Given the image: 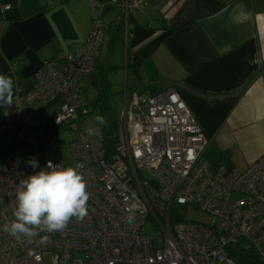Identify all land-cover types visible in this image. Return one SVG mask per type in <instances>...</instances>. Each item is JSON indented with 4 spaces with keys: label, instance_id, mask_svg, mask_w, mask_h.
Listing matches in <instances>:
<instances>
[{
    "label": "built area",
    "instance_id": "built-area-1",
    "mask_svg": "<svg viewBox=\"0 0 264 264\" xmlns=\"http://www.w3.org/2000/svg\"><path fill=\"white\" fill-rule=\"evenodd\" d=\"M86 1V38L62 61L44 60L32 87L18 88L11 106H0L1 129L14 132L22 148L15 155L0 154V264H236L228 247L239 236L264 258V153L244 169L213 170L204 157L208 139L174 86L124 95L111 133L103 126L98 135L78 130L71 139L72 162L90 193L84 220L73 217L63 231L40 233L31 243L4 230L15 219L19 181L48 162L63 168L50 159L35 169L27 163L38 143L33 135L38 113L53 106L46 127L58 130L92 110L80 83L96 71L105 10L117 8L127 30L129 16L145 3ZM9 6L0 2L2 10ZM233 192L240 197L231 199ZM173 203L200 209L209 219L173 221ZM128 215H134L133 225L126 223ZM146 223L156 231L155 244Z\"/></svg>",
    "mask_w": 264,
    "mask_h": 264
},
{
    "label": "crops",
    "instance_id": "crops-1",
    "mask_svg": "<svg viewBox=\"0 0 264 264\" xmlns=\"http://www.w3.org/2000/svg\"><path fill=\"white\" fill-rule=\"evenodd\" d=\"M0 2L10 5L0 8V73L14 79V96L32 87L44 60L62 61L86 38L89 4ZM103 19L97 70L86 77L94 86L102 73L122 103L134 90L174 86L208 139L209 164L244 169L264 153V0H145L127 30L117 8ZM3 123L0 107V152L9 153L18 145Z\"/></svg>",
    "mask_w": 264,
    "mask_h": 264
},
{
    "label": "clouds",
    "instance_id": "clouds-1",
    "mask_svg": "<svg viewBox=\"0 0 264 264\" xmlns=\"http://www.w3.org/2000/svg\"><path fill=\"white\" fill-rule=\"evenodd\" d=\"M14 94V79L0 73V106H11ZM95 124L106 125L102 115L94 117ZM87 134L98 135V127H88ZM27 163L33 168L39 167L38 160L31 158ZM77 166L59 168L48 162L43 170L21 179L16 188L15 219L4 225L9 235L21 239L32 238L40 233H53L67 228L75 217L82 221L88 215L90 193L84 175ZM46 169H50L46 170ZM133 208L136 204L132 205ZM134 215L126 217V223L133 225ZM43 242V241H41Z\"/></svg>",
    "mask_w": 264,
    "mask_h": 264
},
{
    "label": "rangeland",
    "instance_id": "rangeland-1",
    "mask_svg": "<svg viewBox=\"0 0 264 264\" xmlns=\"http://www.w3.org/2000/svg\"><path fill=\"white\" fill-rule=\"evenodd\" d=\"M116 14V10L109 11V14L104 18L111 17ZM103 19V20H104ZM81 89L84 92L86 100H94L97 95V87L88 79L84 78L80 83ZM104 89V87H100ZM104 96H100V100L95 107L87 114L83 115L77 123H73L69 127H61L56 133L46 134V126L53 112V106L44 107L37 115V126L33 131L34 137L38 138L37 147L33 149V158L38 160V163L50 159L60 163L63 168L69 166H75L72 162L70 155V141L75 136L78 130L85 131L88 127H98L99 129L104 126V131L111 130V121L116 118L118 110L122 106V99L120 94L111 92V90L105 89ZM128 104V100H127ZM102 115L107 120L106 125L95 124L94 117ZM14 137V132L11 133ZM15 140V139H14ZM13 143L19 145L18 141ZM22 152L21 147L12 148L9 153L15 155ZM213 169L218 168L220 165L216 161L210 162ZM146 175V174H144ZM240 194L233 192L231 199H237ZM170 215L173 221H195L205 222L209 219L200 209H195L190 205H177L175 203L170 206ZM146 230L151 234L154 244L156 243L157 235L155 229L150 223H146ZM229 252L232 253L236 264H264V258H262L253 245V243L243 237L239 236L235 242H232L228 247Z\"/></svg>",
    "mask_w": 264,
    "mask_h": 264
},
{
    "label": "trees",
    "instance_id": "trees-1",
    "mask_svg": "<svg viewBox=\"0 0 264 264\" xmlns=\"http://www.w3.org/2000/svg\"><path fill=\"white\" fill-rule=\"evenodd\" d=\"M97 68V67H96ZM97 70V69H96ZM100 71V70H99ZM102 78H104L103 77V75H102V73L101 74H99L98 75V78H97V83L95 84V86L97 87V95H96V97H95V99L94 100H91L90 102H89V104H90V106L92 107V109L95 107V105L98 103V101L100 100V96H104V90L106 89V86L105 85H103L102 83H101V81H102ZM100 87H104V89H101ZM114 121H115V118L113 119V121H111V130L110 131H108V133H111V131H113V129H114ZM54 129H51L50 127H46V134L48 135V134H50V133H52V131H53ZM15 139V138H14ZM1 152H5V151H1ZM1 152H0V154H1ZM231 256H232V253H231ZM252 262V261H251Z\"/></svg>",
    "mask_w": 264,
    "mask_h": 264
},
{
    "label": "water",
    "instance_id": "water-1",
    "mask_svg": "<svg viewBox=\"0 0 264 264\" xmlns=\"http://www.w3.org/2000/svg\"><path fill=\"white\" fill-rule=\"evenodd\" d=\"M57 132V129H54L53 131H52V134H54V133H56Z\"/></svg>",
    "mask_w": 264,
    "mask_h": 264
}]
</instances>
